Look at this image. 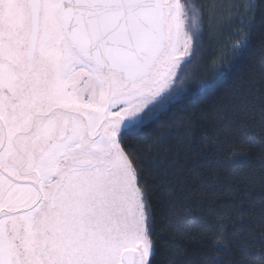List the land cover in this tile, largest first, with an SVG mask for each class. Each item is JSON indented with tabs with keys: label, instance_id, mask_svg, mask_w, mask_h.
I'll use <instances>...</instances> for the list:
<instances>
[{
	"label": "snow or ice",
	"instance_id": "6c2138e0",
	"mask_svg": "<svg viewBox=\"0 0 264 264\" xmlns=\"http://www.w3.org/2000/svg\"><path fill=\"white\" fill-rule=\"evenodd\" d=\"M224 19L228 54L214 83L197 80L205 20ZM257 20L264 0H0V264H236L230 247L256 237L264 264V178L258 201L233 202L259 209L258 231L229 241L217 221L177 247L175 192L148 179L166 177L141 155L163 140L158 127L192 126ZM250 96L224 135L264 149V80Z\"/></svg>",
	"mask_w": 264,
	"mask_h": 264
},
{
	"label": "trees",
	"instance_id": "16d2710c",
	"mask_svg": "<svg viewBox=\"0 0 264 264\" xmlns=\"http://www.w3.org/2000/svg\"><path fill=\"white\" fill-rule=\"evenodd\" d=\"M234 27L224 19L213 21L209 29V22L205 20L201 61L191 68L197 80L215 82L213 61L228 54V40ZM262 67L264 23L257 20L245 56L236 63L230 79L217 85L211 99L197 108L192 126L158 127L156 131L165 133L163 140L151 153L141 149L145 163L155 165L166 177L165 180L149 175L148 179H156L157 184L175 192L171 197L175 208L167 213L171 224L166 234L177 242V247L186 241L190 230L197 236L214 232L217 221L227 230L229 241L238 240L241 233L247 235L249 230H259L256 228L260 223L259 209L255 216L235 213L233 202L239 203L245 191L256 194L252 195L253 201L259 200L264 178L260 155L264 149L259 142L233 147L232 141L225 138L223 125L252 98V85L264 80ZM151 140L149 136L148 141ZM156 193L159 195L160 189ZM229 251L236 264H259L262 258L258 237L243 249L230 247ZM164 259V255L157 257L159 264Z\"/></svg>",
	"mask_w": 264,
	"mask_h": 264
}]
</instances>
